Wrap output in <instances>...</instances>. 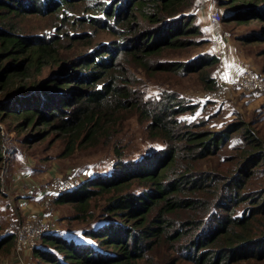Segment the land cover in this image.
<instances>
[{
  "label": "trees",
  "instance_id": "obj_1",
  "mask_svg": "<svg viewBox=\"0 0 264 264\" xmlns=\"http://www.w3.org/2000/svg\"><path fill=\"white\" fill-rule=\"evenodd\" d=\"M193 1L0 0V119H15L18 129H37L27 141L54 129L66 133L70 155L78 143L97 144L109 132L106 123L116 122L112 116L129 108L147 121L149 137L164 143L134 159H125L115 144L119 160L109 174L89 175L58 191L55 203L72 204L81 221L94 218L93 202L105 195L103 209L113 220L108 217L80 239L64 230L42 234L34 251L42 264L264 260V228H257L255 218L264 213V198L256 202L245 191L251 176L264 171V133L241 117L213 128L210 119L216 114L186 117L183 112L198 104L177 91L161 88L149 95L147 86L132 85L140 68L197 72L207 89L216 88L218 50L190 61L159 60L164 51L204 41L198 39L202 29L196 14L187 10ZM214 2L225 7V22L262 21L241 40L264 42V0ZM28 14L52 18V29L26 32L19 20ZM103 31L112 35L110 41L90 40L85 55L37 78L43 67L62 61L61 42L73 46ZM234 137V153L223 155L221 149ZM216 158L219 162L212 163ZM220 158L230 164L221 166ZM15 241L12 232L0 234V250L10 252Z\"/></svg>",
  "mask_w": 264,
  "mask_h": 264
},
{
  "label": "rangeland",
  "instance_id": "obj_2",
  "mask_svg": "<svg viewBox=\"0 0 264 264\" xmlns=\"http://www.w3.org/2000/svg\"><path fill=\"white\" fill-rule=\"evenodd\" d=\"M214 1L194 0L187 9L196 14V22L202 29L198 39L204 41L185 49L164 51L159 60L190 61L200 53H217L218 50V56L221 54L236 58L237 61L247 57L251 60L247 64H253L255 70L264 74V54L261 51L264 42L244 43L241 40L244 33L259 28L263 22L257 19L248 23L225 22V7H218ZM209 8L220 11V17L212 20ZM19 24L26 32L34 34L51 30L54 22L52 18L28 14L19 20ZM111 36L103 31L93 38L82 39L73 46L61 42L59 54L62 61L43 67L37 78H46L60 70L62 64H66L70 59L79 54L85 55L89 51L90 40L92 43L101 40L107 43L112 39ZM134 72L137 81L132 85L139 88L147 86L149 95L158 94L161 88H170L189 98L190 102L198 104L195 111L183 112L188 118L198 119L216 114L210 121L213 128H219L241 117L264 133V93L246 92L218 84L215 89H207L197 72L157 70L154 73H146L140 68ZM112 120L116 122L106 123V127L110 126L109 132L104 133L97 144L78 143L75 151L66 155L69 139L66 133L54 129L45 137L27 141L26 137L33 134L35 136L37 129H18L15 119H0V234L12 232L17 238V245L15 242L10 252L0 250V264H42L34 256V251L40 244V236L43 233L34 235L26 232L20 237L18 234L25 226L42 228L44 224L47 232L64 230L67 231L64 233L67 237L80 239L79 236L83 232L92 227H100L103 220L110 217L103 209L105 195L93 202L94 218L87 221L75 219L77 212L72 204H56L54 199L58 191L71 189L86 176L109 174L113 164L119 160L114 151L115 144L120 146L119 150L123 152L125 159L140 158L163 147V141L149 137L147 121L140 120L135 109L119 110L112 116ZM109 133H112L111 136H106ZM236 143L237 138L230 139L221 149V153L233 154L232 147ZM221 161L222 158L221 166L230 164ZM214 162H219V159H214L212 163ZM208 164L211 162H204L203 165L207 167ZM61 184L65 186L64 189L59 188ZM245 191L247 198H257L254 200L256 202L264 198V171L251 176ZM255 218L257 228L263 229L264 213L257 214ZM34 243L35 247L29 249ZM19 244L23 248L25 246V252L18 250ZM183 264L190 262L183 261ZM237 264H264V260L242 261Z\"/></svg>",
  "mask_w": 264,
  "mask_h": 264
},
{
  "label": "built area",
  "instance_id": "obj_3",
  "mask_svg": "<svg viewBox=\"0 0 264 264\" xmlns=\"http://www.w3.org/2000/svg\"><path fill=\"white\" fill-rule=\"evenodd\" d=\"M210 15L211 18H213L212 20H215L220 17L221 13L217 9H211ZM230 69L231 66H229L227 57L219 54V62H218L217 70L214 74V77L218 85H227L229 87L238 90H244L246 92H256L257 94L264 93V74L253 69L252 67L246 66L238 72L236 77H231L229 72ZM64 187L65 186L63 184L59 185L60 189H64ZM26 232L28 234L39 235L42 233L43 234L46 233L47 230L44 227V224L42 228H35L33 226L28 225L25 226L24 229L18 235L21 237ZM15 242L17 245V238ZM34 247H35V243L31 245L29 249H32ZM24 248L21 246V244L18 245V250L25 252ZM18 254L20 255L21 253ZM23 264H25V262Z\"/></svg>",
  "mask_w": 264,
  "mask_h": 264
},
{
  "label": "crops",
  "instance_id": "obj_4",
  "mask_svg": "<svg viewBox=\"0 0 264 264\" xmlns=\"http://www.w3.org/2000/svg\"><path fill=\"white\" fill-rule=\"evenodd\" d=\"M227 59H228V62H229V66H231V69L229 71L231 77H236V75L238 74V72L241 69H243L246 66H250L247 63L251 61L247 57H246V59H243L242 58V59H239L238 61L236 60V58L227 57ZM250 67H252V68L255 69V67L253 66V64H251Z\"/></svg>",
  "mask_w": 264,
  "mask_h": 264
}]
</instances>
